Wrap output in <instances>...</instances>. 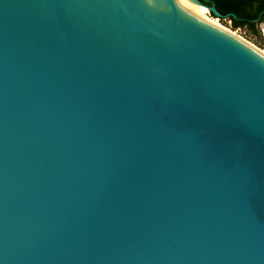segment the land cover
I'll use <instances>...</instances> for the list:
<instances>
[{"label": "water", "instance_id": "obj_1", "mask_svg": "<svg viewBox=\"0 0 264 264\" xmlns=\"http://www.w3.org/2000/svg\"><path fill=\"white\" fill-rule=\"evenodd\" d=\"M198 5L0 0V264H264V55Z\"/></svg>", "mask_w": 264, "mask_h": 264}, {"label": "trees", "instance_id": "obj_2", "mask_svg": "<svg viewBox=\"0 0 264 264\" xmlns=\"http://www.w3.org/2000/svg\"><path fill=\"white\" fill-rule=\"evenodd\" d=\"M205 6L214 5L221 15L219 20H228L232 29L247 28L255 32L264 21V0H199ZM212 18H216L210 13Z\"/></svg>", "mask_w": 264, "mask_h": 264}, {"label": "rangeland", "instance_id": "obj_3", "mask_svg": "<svg viewBox=\"0 0 264 264\" xmlns=\"http://www.w3.org/2000/svg\"><path fill=\"white\" fill-rule=\"evenodd\" d=\"M209 17L210 14L207 13ZM212 18V17H211ZM220 24L231 31H235L238 36H240L246 42L255 45L257 48L264 52V32L262 30V25L258 24L255 28V32L248 30L247 28H239V29H232L230 27V22L228 20H219L217 19ZM264 24V23H263Z\"/></svg>", "mask_w": 264, "mask_h": 264}, {"label": "bare ground", "instance_id": "obj_4", "mask_svg": "<svg viewBox=\"0 0 264 264\" xmlns=\"http://www.w3.org/2000/svg\"><path fill=\"white\" fill-rule=\"evenodd\" d=\"M198 6H199V15H200L203 19H205V20H207L208 22H210L211 24H213V25H215V26H217V27H219V28H221V29L227 31L228 33H230L231 35H233V36L236 37L237 39L241 40L242 42H244V43L247 44L248 46L252 47V48L255 49L256 51H258L259 53H261L262 55H264V52H263L262 50H260L259 48H257L255 45L250 44V43L246 42L245 40H243L240 36L237 35V33H236L235 31H231V30L227 29L226 27H224L222 24H220V23L218 22V20H217L216 18L214 19V18L209 17V16L207 15L208 10H207L205 7L200 6V5H198ZM262 30H263V32H264V24H262Z\"/></svg>", "mask_w": 264, "mask_h": 264}, {"label": "clouds", "instance_id": "obj_5", "mask_svg": "<svg viewBox=\"0 0 264 264\" xmlns=\"http://www.w3.org/2000/svg\"><path fill=\"white\" fill-rule=\"evenodd\" d=\"M147 3H148L149 5H152L153 0H147Z\"/></svg>", "mask_w": 264, "mask_h": 264}]
</instances>
